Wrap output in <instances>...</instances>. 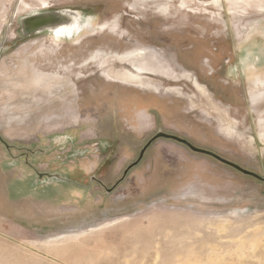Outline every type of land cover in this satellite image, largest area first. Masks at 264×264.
<instances>
[{"label": "rangeland", "instance_id": "374dc122", "mask_svg": "<svg viewBox=\"0 0 264 264\" xmlns=\"http://www.w3.org/2000/svg\"><path fill=\"white\" fill-rule=\"evenodd\" d=\"M158 133L264 178V0H0V264H264L263 182L165 139L124 178Z\"/></svg>", "mask_w": 264, "mask_h": 264}, {"label": "bare ground", "instance_id": "6f19581e", "mask_svg": "<svg viewBox=\"0 0 264 264\" xmlns=\"http://www.w3.org/2000/svg\"><path fill=\"white\" fill-rule=\"evenodd\" d=\"M44 14H41L39 12H35V13H32L29 17L27 16V18H25L26 20L24 19L25 22L27 23V27L25 29V33L27 36L35 37V36L42 35L44 33H50V31H51L52 35L57 37L56 39L58 41H60V40L64 41L67 38L71 39V37H74V34L76 35V33L79 35L84 30L82 25H81L82 23L78 22V26H77L76 22L78 21V19H76V21H71L72 19L70 20V16H68V15L62 16V15H52V14L44 15ZM56 45L59 46L60 44H56ZM129 57H132V56H129ZM129 57H125V58L120 57V58H123L120 60L123 61L124 59L129 58ZM136 58H138V57H136ZM141 58H142V56H141ZM115 64L123 67V64L119 61H116L112 65H115ZM124 66H125V68H127L126 64H124ZM127 71L129 72L131 70H129V68H128ZM133 71L135 72L133 74H135L136 77H139L142 75H147L150 73L149 69L144 68V67L136 68ZM111 86L118 87V88H125V87H121L117 84H111ZM129 89H133V88H129ZM133 90L135 92H140L137 89H133ZM23 182L26 183V181H23ZM47 197L62 199V198H65V195H63V194L57 195L55 191H52V192H50L49 196H47ZM256 241L251 242V243L249 242V243L252 245V247L255 248L256 247V245H255ZM251 245H249V246H251ZM260 248H261V246H260Z\"/></svg>", "mask_w": 264, "mask_h": 264}, {"label": "water", "instance_id": "95a60500", "mask_svg": "<svg viewBox=\"0 0 264 264\" xmlns=\"http://www.w3.org/2000/svg\"><path fill=\"white\" fill-rule=\"evenodd\" d=\"M26 20V19H25ZM27 27V23L24 21V30L26 29ZM160 139H165V140H170V141H174V142H177L185 147H187L189 150H191L192 152L194 153H197V154H201V155H205V156H208V157H211L213 158L214 160H216L217 162L227 166V167H230L232 168L233 170L241 173L242 175L244 176H247V177H251V178H254L256 179L257 181H260V182H263L264 183V178L259 176L258 174L256 173H253L251 171H248L242 167H240L239 165L229 161V160H226L224 159L223 157L213 153V152H210L208 150H205V149H201V148H197L195 147L194 145H192L189 141L183 139V138H180L178 136H175V135H171V134H166V133H158L156 136H154L148 143L147 145L144 147V149L141 151V154H140V157L138 159V161L136 163H134L133 165H131L124 173V178L128 175V173L130 172L131 169H133L134 167H136L140 162L141 160L143 159L146 151L148 150V148L154 143L156 142L157 140H160Z\"/></svg>", "mask_w": 264, "mask_h": 264}]
</instances>
